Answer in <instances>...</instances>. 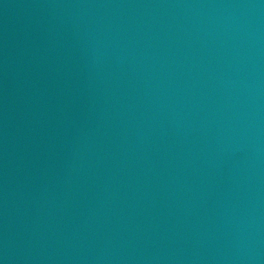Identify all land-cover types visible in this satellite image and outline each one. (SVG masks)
I'll list each match as a JSON object with an SVG mask.
<instances>
[{"label": "water", "instance_id": "water-1", "mask_svg": "<svg viewBox=\"0 0 264 264\" xmlns=\"http://www.w3.org/2000/svg\"><path fill=\"white\" fill-rule=\"evenodd\" d=\"M264 82V0H246Z\"/></svg>", "mask_w": 264, "mask_h": 264}]
</instances>
